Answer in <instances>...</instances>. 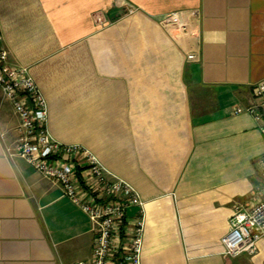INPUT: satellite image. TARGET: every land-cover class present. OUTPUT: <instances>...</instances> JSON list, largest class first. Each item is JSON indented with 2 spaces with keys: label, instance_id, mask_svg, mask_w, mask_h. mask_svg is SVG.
<instances>
[{
  "label": "crops",
  "instance_id": "1",
  "mask_svg": "<svg viewBox=\"0 0 264 264\" xmlns=\"http://www.w3.org/2000/svg\"><path fill=\"white\" fill-rule=\"evenodd\" d=\"M0 33L52 137L138 191L141 264H264V240L231 258L222 244L235 202L264 185V134L234 112L264 79V0H0ZM16 123L0 92L9 143ZM92 244L89 218L0 139V264H69Z\"/></svg>",
  "mask_w": 264,
  "mask_h": 264
},
{
  "label": "built area",
  "instance_id": "2",
  "mask_svg": "<svg viewBox=\"0 0 264 264\" xmlns=\"http://www.w3.org/2000/svg\"><path fill=\"white\" fill-rule=\"evenodd\" d=\"M176 21L178 16L171 14L163 23ZM0 92L1 100L10 102L17 117L13 142H7L0 133L6 155L23 158L42 176L59 184L62 194L91 222L90 257L69 264H141L145 220L144 201L138 191L111 173L89 148L52 137L43 93L26 67L9 62L8 51L1 45ZM250 92V102L237 106L234 112L250 114L264 134V79L251 84ZM261 164L264 166V162ZM131 208H135L132 215ZM260 240H264V185L256 186L245 200L235 202L229 229L222 237L223 255H252Z\"/></svg>",
  "mask_w": 264,
  "mask_h": 264
}]
</instances>
